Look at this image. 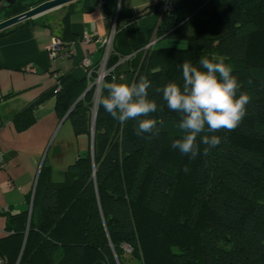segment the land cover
<instances>
[{"label": "trees", "instance_id": "1", "mask_svg": "<svg viewBox=\"0 0 264 264\" xmlns=\"http://www.w3.org/2000/svg\"><path fill=\"white\" fill-rule=\"evenodd\" d=\"M45 1L16 0L1 17ZM162 6L151 5L132 19L160 12L156 42H187L184 48H154L156 43L146 48L148 39L132 51L147 52L132 71V81L147 77L152 82L149 98L158 110L150 118L164 121L157 124L159 133L137 135L138 120L113 119L100 103L107 95L101 87L93 155L88 151L79 156L60 182L52 180L45 160L31 214H6L8 235L0 239V255L10 264H264V0H209L183 23ZM116 28L117 37L120 23ZM129 54L114 43L102 85L118 82L114 67ZM213 55L224 57L241 84L239 91L247 92L251 101L235 130L211 133L221 143L207 154L204 133L198 136L200 152L192 158L171 147L183 135L176 126L180 114L154 89L169 81L182 83V62L199 66L201 57ZM97 77L98 71H92V83ZM95 91L96 85L86 79L58 75L55 86L22 112L27 117L19 125H30L34 107L55 96L59 117L75 105L68 115L75 134L90 135ZM184 183L188 195L175 204ZM173 205L177 209L169 222ZM141 212L151 216L144 227Z\"/></svg>", "mask_w": 264, "mask_h": 264}, {"label": "crops", "instance_id": "2", "mask_svg": "<svg viewBox=\"0 0 264 264\" xmlns=\"http://www.w3.org/2000/svg\"><path fill=\"white\" fill-rule=\"evenodd\" d=\"M169 1L174 5L172 18L183 23L209 0H75L18 23L0 35V153L4 158L0 167V239L8 235L7 213L30 212L33 208L45 160L52 180L60 182L68 167L92 150V135H76L68 117H59L55 96L36 105L31 113L34 120L23 128L19 124L27 116L22 112L55 86L56 75H70L94 84L89 71L104 66L114 43L120 51L131 52L114 67L118 82L130 83L132 71L147 53L132 51L154 37L161 14L149 12L132 19L151 5ZM118 23L122 32L116 37V28L109 49L105 40ZM85 36L90 40L86 41ZM55 37L62 41L63 52L53 59L49 47ZM162 41L158 40L154 48L161 47L158 43Z\"/></svg>", "mask_w": 264, "mask_h": 264}, {"label": "clouds", "instance_id": "3", "mask_svg": "<svg viewBox=\"0 0 264 264\" xmlns=\"http://www.w3.org/2000/svg\"><path fill=\"white\" fill-rule=\"evenodd\" d=\"M182 68V83L169 81L163 87L154 91L162 94L167 107L180 114L176 125L183 135L173 140L171 147L182 154L195 158L200 147L196 143L201 136V142L210 148L221 143V137L211 135L221 130H235L247 114V105L251 97L247 92H240L241 84L234 76L233 69L225 63L224 57L213 55L211 58H200L199 66L190 61H184ZM152 82L147 77L138 81L106 82L102 88L107 95L102 96L100 103L111 117L120 123L138 120L137 135L144 133L158 134L164 121L150 118V114L158 110L157 102L149 98V88ZM239 92V95H237Z\"/></svg>", "mask_w": 264, "mask_h": 264}, {"label": "water", "instance_id": "4", "mask_svg": "<svg viewBox=\"0 0 264 264\" xmlns=\"http://www.w3.org/2000/svg\"><path fill=\"white\" fill-rule=\"evenodd\" d=\"M15 1L16 0H0V13L3 12L5 9L11 7L15 3ZM73 1H75V0H47V1L37 5L35 7H32L31 9H29L23 13H20L18 15L13 16V17L1 20L0 21V31L5 30L7 28H10V27H12L18 23H21L23 21L38 17V16H40V15H42V14H44L50 10L61 7L63 5L71 3ZM89 89H90V87L86 90V92ZM84 94L80 98H82L84 96ZM78 100H80V99H78ZM74 106L75 105L72 106V108L70 109L68 114L65 116V118L68 117L69 113L73 110ZM97 108H98V105L94 111L93 128H92V133H91V135H92V150H91L92 155L94 153L93 152L94 151V125H95V120H96ZM31 212H32V206L30 209V214H31Z\"/></svg>", "mask_w": 264, "mask_h": 264}, {"label": "built area", "instance_id": "5", "mask_svg": "<svg viewBox=\"0 0 264 264\" xmlns=\"http://www.w3.org/2000/svg\"><path fill=\"white\" fill-rule=\"evenodd\" d=\"M173 8H174V5L171 1L165 3L162 7H161V10L163 11H166L168 13H171L173 11ZM116 32V26L114 24L113 26V31L111 33V36L109 38H107L105 40V44L107 45V47L110 49V47L112 46L113 44V37H114V34ZM86 41H89L90 38L88 36H85L84 38ZM156 43V39L153 37L149 44L147 45L146 48H150L152 47L154 44ZM49 52H50V56L53 58V59H56L58 57H61L62 55V52H63V44H62V41L59 39V38H54L50 47H49ZM69 53V52H68ZM71 53V52H70ZM106 62L107 60H105V63H104V66L101 67L99 70H98V77L97 79L94 81V84L96 85V89L98 92L101 93V87H102V83H103V80L105 78V76L107 75V73L109 72L107 70V65H106ZM85 65L86 66H89V61L86 60L85 61ZM92 69L89 71V76L91 75L92 73ZM58 75H56L57 77ZM99 102V100H98ZM97 104V102H96ZM4 165V158L2 156V154L0 153V167ZM0 264H10L2 255H0ZM16 264H19V261L16 263Z\"/></svg>", "mask_w": 264, "mask_h": 264}, {"label": "rangeland", "instance_id": "6", "mask_svg": "<svg viewBox=\"0 0 264 264\" xmlns=\"http://www.w3.org/2000/svg\"><path fill=\"white\" fill-rule=\"evenodd\" d=\"M0 15H2V13H0ZM157 43V42H156ZM158 46H175V47H181V48H184L187 46V42L185 40H179V39H176V38H167V39H164L162 42L158 43ZM262 52V51H261ZM100 92L95 91V103H94V106H93V115H94V111H95V108L97 107L98 105V100L100 99ZM97 102V104H96ZM179 193H181L180 196L176 197L175 198V201L174 203L178 205H181L182 204V201L187 197L188 195V191H189V188H188V185L186 183L184 184H181V186L179 187L178 189ZM177 207V205H176ZM175 207V205H173L171 207V209L169 210V222H171V219L173 218L172 214L175 213V210L177 209ZM138 210H140V207L138 206ZM146 218L149 220V218H151V216H146L143 212H141V222L143 224V227L144 225L146 226V224H144ZM140 230L142 231L143 229H141V226H140ZM126 250L127 251H131L132 249L130 247H126ZM21 256V255H20Z\"/></svg>", "mask_w": 264, "mask_h": 264}, {"label": "flooded vegetation", "instance_id": "7", "mask_svg": "<svg viewBox=\"0 0 264 264\" xmlns=\"http://www.w3.org/2000/svg\"><path fill=\"white\" fill-rule=\"evenodd\" d=\"M1 13H2V12H1ZM1 16H2V15H0V21H1V20H4Z\"/></svg>", "mask_w": 264, "mask_h": 264}]
</instances>
